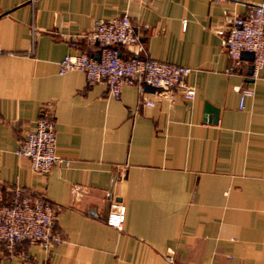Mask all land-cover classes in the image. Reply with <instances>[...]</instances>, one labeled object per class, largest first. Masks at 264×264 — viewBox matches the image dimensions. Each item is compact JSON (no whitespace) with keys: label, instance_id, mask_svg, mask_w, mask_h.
Wrapping results in <instances>:
<instances>
[{"label":"crops","instance_id":"0c3cea01","mask_svg":"<svg viewBox=\"0 0 264 264\" xmlns=\"http://www.w3.org/2000/svg\"><path fill=\"white\" fill-rule=\"evenodd\" d=\"M255 4L264 0H0V203L14 186L46 199L61 237L19 241L26 259L0 246V264H264V62L251 78L240 54L226 71L222 44ZM122 13L137 42L118 53L188 67L192 98L173 87L168 100L141 80L112 98L79 70L58 73L63 54H97L82 36L95 20ZM41 113L66 159L47 172L14 153ZM116 202L119 229L104 222Z\"/></svg>","mask_w":264,"mask_h":264},{"label":"built area","instance_id":"2783aa9c","mask_svg":"<svg viewBox=\"0 0 264 264\" xmlns=\"http://www.w3.org/2000/svg\"><path fill=\"white\" fill-rule=\"evenodd\" d=\"M82 36L86 46L97 45V54L93 56L85 51L63 54L57 60L58 73L79 70L86 84H105L107 94L112 98H118L123 83L138 80L166 92L168 100H171L173 87L179 88L183 98H192L194 89L183 80L188 67L148 56L122 57L118 53L116 45L137 42V36L125 13L95 20ZM222 44L230 58L226 71L236 69L240 52L247 50L252 52L250 77H256L264 62V6L251 5L244 13L234 15L223 34ZM250 93V89H241L239 106L242 96ZM144 104L149 105L151 102L145 100ZM14 153L27 158L30 168L36 172H47L52 165L66 162L54 151L53 120L45 113H41L25 131ZM123 217L124 205L116 202L107 210L104 222L119 229ZM53 219V210L46 199L30 196L19 186H14L11 199L0 203V246L4 256L26 259L28 254L17 248L21 240L43 248L60 242L59 232L52 228ZM164 257L171 260L169 254Z\"/></svg>","mask_w":264,"mask_h":264},{"label":"water","instance_id":"95a60500","mask_svg":"<svg viewBox=\"0 0 264 264\" xmlns=\"http://www.w3.org/2000/svg\"><path fill=\"white\" fill-rule=\"evenodd\" d=\"M240 54H244V55H246L249 59H251V56H252V52H251V51H247V50H243V51H241ZM248 67L250 68V64H249ZM143 86H145V87H151V88L154 87V86H151V85H149V84H147V83H144V82H143ZM203 109H204V111H212V112H215V108L209 106V105L206 104V103H204V105H203ZM213 119H214V118H213Z\"/></svg>","mask_w":264,"mask_h":264}]
</instances>
